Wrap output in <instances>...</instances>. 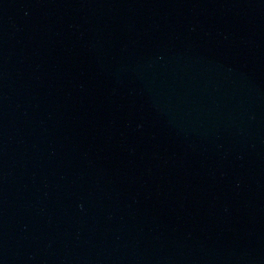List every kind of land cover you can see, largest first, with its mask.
<instances>
[{
  "label": "water",
  "instance_id": "water-1",
  "mask_svg": "<svg viewBox=\"0 0 264 264\" xmlns=\"http://www.w3.org/2000/svg\"><path fill=\"white\" fill-rule=\"evenodd\" d=\"M0 264H264V0H0Z\"/></svg>",
  "mask_w": 264,
  "mask_h": 264
}]
</instances>
